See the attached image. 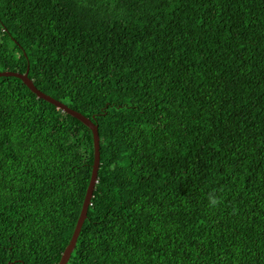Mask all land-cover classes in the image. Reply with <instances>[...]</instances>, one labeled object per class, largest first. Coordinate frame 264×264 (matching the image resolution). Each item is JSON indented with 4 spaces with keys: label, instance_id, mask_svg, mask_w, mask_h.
<instances>
[{
    "label": "trees",
    "instance_id": "16d2710c",
    "mask_svg": "<svg viewBox=\"0 0 264 264\" xmlns=\"http://www.w3.org/2000/svg\"><path fill=\"white\" fill-rule=\"evenodd\" d=\"M98 126L67 264H264V0H0V71ZM91 129L0 77V264H57Z\"/></svg>",
    "mask_w": 264,
    "mask_h": 264
},
{
    "label": "water",
    "instance_id": "95a60500",
    "mask_svg": "<svg viewBox=\"0 0 264 264\" xmlns=\"http://www.w3.org/2000/svg\"><path fill=\"white\" fill-rule=\"evenodd\" d=\"M1 76H15L20 78L23 83L33 92L36 94L38 98H41L43 100H46L47 102L52 103L57 108L63 110L64 112H67L71 114L72 116L79 119L82 123L87 125L93 134V144H94V159L92 164V172L89 184L87 186L82 208L80 211V215L78 217L77 223L75 225L73 234L71 236L69 244L66 246L64 252L61 255V258L57 264H67L69 261V258L71 256L72 251L74 250L76 246V242L80 233V230L82 228V225L87 217V210L90 205V201L93 195L94 187L97 181L98 176V169L100 165V155H99V134H98V126L94 122H92L88 117L80 113L78 110L72 109L68 107L66 104L62 103L61 101L53 98L52 96L46 94L42 90H40L33 82V80L28 76V69L24 73L15 72V71H0V77Z\"/></svg>",
    "mask_w": 264,
    "mask_h": 264
},
{
    "label": "clouds",
    "instance_id": "9594fccd",
    "mask_svg": "<svg viewBox=\"0 0 264 264\" xmlns=\"http://www.w3.org/2000/svg\"><path fill=\"white\" fill-rule=\"evenodd\" d=\"M91 177V176H90ZM98 177V176H97ZM96 183H97V181H96ZM96 185V184H95ZM95 188V187H94ZM87 189V188H86ZM94 192V191H93ZM92 197H93V195H92ZM91 200H92V198H91ZM90 203H91V201H90ZM64 252V251H63ZM70 259V258H69Z\"/></svg>",
    "mask_w": 264,
    "mask_h": 264
}]
</instances>
